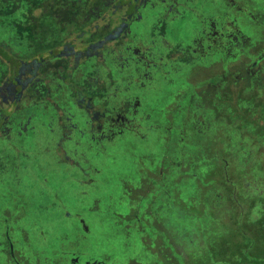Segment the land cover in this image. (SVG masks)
<instances>
[{"label": "flooded vegetation", "instance_id": "1", "mask_svg": "<svg viewBox=\"0 0 264 264\" xmlns=\"http://www.w3.org/2000/svg\"><path fill=\"white\" fill-rule=\"evenodd\" d=\"M242 9L236 0H0V257L4 261L29 264L20 243L27 238L23 212L36 192L30 186L40 183L30 172L37 166L39 150L46 151V179L61 177L86 195L95 181L93 174L102 168V163L91 161L90 151L109 153V147L129 135L143 141L154 136L168 147L165 152L183 149L188 146L184 120L198 131L197 123L210 118L196 114L198 110L189 105L183 122L176 123L174 114L182 107L183 94L193 99L205 95L211 116L221 99L235 105L224 97L223 85L236 87L244 80L250 85L264 76V28L255 48L251 33L240 22L251 15ZM254 17L262 28L263 18ZM188 18L194 20L189 29L181 24ZM28 20L26 25L34 27L30 35L39 36L36 40L28 39L29 31L15 27ZM245 58L248 61L237 74L236 62ZM204 67L213 68V76L205 80L196 75ZM162 85L175 86L161 98L155 95ZM172 132L178 140L174 147L168 145ZM43 191L52 199L40 206L50 210L59 205V189H42L39 195ZM159 245L163 259L171 260L174 248L162 241ZM76 252H71L68 264H107L106 259L82 258L84 254Z\"/></svg>", "mask_w": 264, "mask_h": 264}, {"label": "rangeland", "instance_id": "2", "mask_svg": "<svg viewBox=\"0 0 264 264\" xmlns=\"http://www.w3.org/2000/svg\"><path fill=\"white\" fill-rule=\"evenodd\" d=\"M236 5L242 12L249 10L251 17L240 22L254 45L264 28V0H236ZM254 15L263 18L262 28ZM191 21L181 24L189 29ZM262 38L264 45V32ZM246 59L236 62L237 74ZM196 75L210 78L213 68H200ZM259 79L250 85L245 80L236 87L223 85L224 97L235 105L221 99L211 116L205 95L193 99L183 94L176 123L183 122L189 105L210 118L197 123L198 131L184 120L188 146L166 151V160L162 155L168 147L154 136L143 141L129 135L109 147V153L90 151L91 161L102 163V168L93 174L86 195L61 177L46 179V151L39 150L37 166L30 172L40 183L30 186L36 190L34 200L23 212L27 238L20 248L28 263L68 264L71 252L77 251L82 258L98 256L107 264H264V106L257 107L256 98L264 97V76ZM175 85H162L155 96L164 97ZM250 95L258 103L249 100ZM174 141L176 132L170 133L168 145L174 147ZM51 188L59 189L61 196L59 205L49 210L40 204H51V193L39 191ZM160 241L174 248L171 260L165 261L157 250ZM0 264L13 262L2 256Z\"/></svg>", "mask_w": 264, "mask_h": 264}, {"label": "trees", "instance_id": "3", "mask_svg": "<svg viewBox=\"0 0 264 264\" xmlns=\"http://www.w3.org/2000/svg\"><path fill=\"white\" fill-rule=\"evenodd\" d=\"M14 22H16V20H12V23H14ZM19 22V25L18 26H15L14 24H13V26H15V27H17L19 30H21V31H29L28 32V39H33V40H36V39H38L39 38V36L37 35V34H33V35H30L32 32H33V29H34V27L33 26H30V24L27 26L26 24L27 23H30V21L28 20V21H22V24H21V22L20 21H18ZM21 25V26H20ZM48 38V37H47ZM13 39H18V40H21L22 39V37H15V38H13ZM23 39H25L24 37H23ZM258 99V98H257ZM263 99L264 98H259L258 100H259V103H258V101L255 99V97L254 98H250V100L252 101V102H256V103H258L259 105H257V107H260L261 105H262V101H263ZM261 101V102H260Z\"/></svg>", "mask_w": 264, "mask_h": 264}]
</instances>
